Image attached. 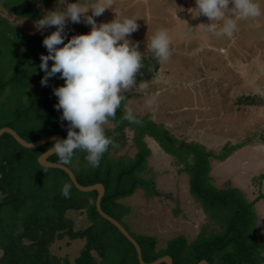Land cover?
<instances>
[{
  "label": "trees",
  "instance_id": "16d2710c",
  "mask_svg": "<svg viewBox=\"0 0 264 264\" xmlns=\"http://www.w3.org/2000/svg\"><path fill=\"white\" fill-rule=\"evenodd\" d=\"M0 5L11 16L35 23L49 12L59 11L58 0H0ZM54 31L28 33L0 14V58L7 57L9 61L5 65L0 62V130L13 129L27 143L54 135L66 139L68 134L69 122L61 121L62 110L55 108L58 98L53 94V89L63 86L65 81L57 74L49 79L47 86L41 85L45 73L39 67L40 57L48 55L43 40ZM88 32L86 27H81L67 36L70 39ZM143 60L136 86L150 81L159 68L155 57L149 63ZM52 63L49 61V69ZM128 103L129 96H125L115 119L108 121L115 125L105 130L112 144L99 167L93 168L83 151H76L70 164L64 166L74 173L81 186L105 187L101 202L103 212L135 239L144 262L152 264L170 257L173 264H200L202 261L264 264V243L255 235L254 207L259 201L247 202L239 191L230 187L219 189L210 177L212 161H225L233 153H223L220 157L202 146L191 151L192 146L175 144L174 139L164 136L157 126L144 125L141 121L129 123L123 119L125 106L130 108ZM126 130L134 132L137 151L132 158H116L113 149L125 143ZM145 137L154 139L166 154L175 158L177 165L183 166L182 171L189 176L190 194L208 216L207 224L192 242L179 236L159 249L157 238L132 235L121 223L123 215L129 214L121 202L140 189L147 197L156 194L152 182L144 176L152 155ZM55 142L27 149L9 134L0 139V264H140L134 245L99 214L97 191L81 192L66 172L40 165V157L50 151ZM49 161L61 165L56 155ZM64 184L71 185L70 198L61 194ZM72 213L84 215L89 226L77 231L76 221L70 217ZM64 239L85 240L73 263L52 253V246Z\"/></svg>",
  "mask_w": 264,
  "mask_h": 264
},
{
  "label": "rangeland",
  "instance_id": "374dc122",
  "mask_svg": "<svg viewBox=\"0 0 264 264\" xmlns=\"http://www.w3.org/2000/svg\"><path fill=\"white\" fill-rule=\"evenodd\" d=\"M58 1L59 11L70 3L93 2ZM107 2L110 7L95 18L97 24L138 18V30L129 39L139 45L143 61L149 63L154 58L148 43L158 31L166 30L171 41L169 60H156L159 68L151 80L121 93L129 96V107L141 123L161 128L175 144H189L191 151L206 147L220 157L233 153L225 161H212L211 180L219 189L239 191L247 202L259 201L254 207L255 235L264 243V15L236 18L237 29L229 38L207 31L205 26L212 22L195 11V0ZM257 2L264 10V0ZM0 14L22 31L40 32L35 22L13 17L1 5ZM86 15H92L91 9ZM81 27L91 31V26L68 21L65 32L72 34ZM49 30L56 28L46 27L42 32ZM0 62L5 65L9 61L4 57ZM103 127L108 130L115 125L107 122ZM124 134L125 143L113 149L116 158H132L137 151L134 132L126 130ZM145 141L152 155L144 176L152 182L156 194L147 197L140 189L121 202L129 210L121 223L132 235L157 238L159 249L179 236L192 242L207 224L208 216L190 194L189 176L182 171L183 166L177 165L154 139L145 137ZM70 217L76 221L77 231L89 226L84 215L72 213ZM84 245L85 240L64 239L52 246V253L73 263Z\"/></svg>",
  "mask_w": 264,
  "mask_h": 264
},
{
  "label": "clouds",
  "instance_id": "9594fccd",
  "mask_svg": "<svg viewBox=\"0 0 264 264\" xmlns=\"http://www.w3.org/2000/svg\"><path fill=\"white\" fill-rule=\"evenodd\" d=\"M60 3L65 4L66 0H60ZM195 3L199 16L212 22L205 26L207 31L218 37L233 36L237 29L236 18L247 20L264 15L257 0H195ZM109 7L107 0H93L86 5L70 3L62 11L49 12L35 24L38 31L56 28L43 40L48 55H41L39 67L45 73L42 86H47L49 79L57 74L65 81L63 86L53 89L58 98L55 108L62 110L61 121L69 122L67 138L56 141L51 148L61 165L70 164L75 152L83 151L93 168L100 166L112 144L103 126L109 119H115L125 99L121 93L136 84V76L143 66L139 45L129 39L138 30V18L116 19L98 25L95 18ZM89 9L92 15H86ZM68 21L91 26V31L68 39L65 32ZM170 43L166 30L158 31L148 43V49L159 63L169 60ZM49 61L53 62L50 69ZM124 111V120L140 123L131 108L125 106ZM70 192L71 185L64 184L61 194L70 198Z\"/></svg>",
  "mask_w": 264,
  "mask_h": 264
},
{
  "label": "water",
  "instance_id": "95a60500",
  "mask_svg": "<svg viewBox=\"0 0 264 264\" xmlns=\"http://www.w3.org/2000/svg\"><path fill=\"white\" fill-rule=\"evenodd\" d=\"M5 134L11 135L21 146H23L24 148H27V149H36V148H39L43 145L51 143L53 141L64 140V137L62 135H54V136H49L47 138H44V139H42L38 142H35V143H27L23 138H21L18 135L17 132H15L13 129H10V128H3L2 130H0V139ZM53 155H54V153H51V150L48 151L47 153L43 154L39 159L40 165L43 167H46V168L59 169V170L66 172L68 174V176L70 177V179L72 180L75 187L81 192L90 193V192L97 191L99 196L97 199L96 206H97V210H98L99 214L103 218H105L106 220L110 221L114 226H116L120 230V232L134 245V247L136 248L137 254H138V259L140 261V264H146L143 260L142 250H141L139 244L135 241V239L127 232V230L119 222H117L115 219L111 218L110 216H108L106 213L103 212V210L101 208V202H102V199L105 195V187L103 185H99V184L94 185V186H90V187L81 186L77 182V179H76L74 173L68 167H66L64 165L52 163L49 161V158L52 157ZM163 263L173 264V261L170 257H164V258H161V259L155 261L152 264H163ZM200 264H208V263L206 261H202Z\"/></svg>",
  "mask_w": 264,
  "mask_h": 264
}]
</instances>
